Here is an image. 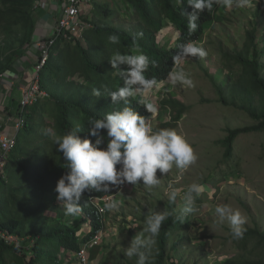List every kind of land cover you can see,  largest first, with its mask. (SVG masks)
Returning <instances> with one entry per match:
<instances>
[{
  "label": "trees",
  "instance_id": "1",
  "mask_svg": "<svg viewBox=\"0 0 264 264\" xmlns=\"http://www.w3.org/2000/svg\"><path fill=\"white\" fill-rule=\"evenodd\" d=\"M38 1L0 0V31L7 37L16 35L14 41L19 42L5 61H0V79L33 42ZM250 1L257 3V9L250 21L252 25L246 31L245 43L239 50L224 51L225 59L239 65L243 73L238 82L230 84L228 80L225 87L221 84L217 89L224 105L245 111L254 123L229 130L222 142L226 159L232 158L234 142L239 134L264 133V0ZM116 5L118 7L113 9L109 3L95 4L92 11L97 13V18L82 15L84 21L91 25L85 29L82 40L63 36L56 38L50 46V56L40 71V86L46 95L40 96L24 110L20 102L9 104L11 110L12 106L16 107L17 117L23 115L24 124L17 133L16 146L6 163V177L0 191V203L1 197H5L0 206V228L17 235L20 241L18 245L0 241V264H71L64 260L61 251L77 253L103 228L92 199L111 193L113 185L101 191L85 190L80 201L79 221L74 222L76 216H66L57 201L56 185L68 169L62 153L56 150L55 136H46L44 129L51 128L55 135L62 136L80 127L81 131L77 134L95 142L96 138L89 136V121L103 118L106 113L125 106L137 111L149 123L152 111L135 92L130 97L113 102L110 92L123 86L124 79L119 70L113 68L109 58L116 51L127 54L142 51L150 61L155 62H150L146 78L154 80V86L164 82L183 56L181 46L201 39L207 24L215 19L221 7L220 4H213L211 11L205 9L200 13L196 30L190 32L188 17L193 9L187 0H183L182 4H178L177 0H120ZM122 12L123 22L110 23L109 17L116 18ZM166 23L179 33L171 47L159 42L160 32ZM260 28H263L262 47L257 41ZM112 34L119 35L118 44L108 40ZM177 53L180 57L174 62L173 57ZM93 89H99L101 96L96 97ZM255 93L259 94V99H256ZM163 103L170 109L173 123H177L188 109L184 102L173 96ZM101 131L103 146H106L107 133L106 130ZM119 167L121 165L118 164ZM196 205L192 206L193 210ZM177 206L176 199L170 200L167 205V216L156 237L157 250L155 255L151 254L152 264H166L168 259L173 258L168 252L170 238L188 227L185 223L190 221L189 216L184 215V210L175 212ZM245 229L242 239H234L231 235L238 251L221 264H264V230L256 225L246 226ZM182 239L176 240L174 245ZM100 245L91 246L90 260L101 252Z\"/></svg>",
  "mask_w": 264,
  "mask_h": 264
},
{
  "label": "rangeland",
  "instance_id": "2",
  "mask_svg": "<svg viewBox=\"0 0 264 264\" xmlns=\"http://www.w3.org/2000/svg\"><path fill=\"white\" fill-rule=\"evenodd\" d=\"M118 1L92 0L91 6L86 5L88 17L97 18V13L92 11L95 4L109 3V7L115 9ZM220 5L215 19L207 24L203 37L192 42L202 47L206 56L202 59L182 56L173 70V73L190 80L191 84L182 81L173 83L168 78L149 90L134 91L147 105H151L153 117L149 124L152 130H176L193 146L197 159L186 168H178L173 163L166 174L158 170L160 183L151 189L146 188L142 182L135 185L125 183L115 200L112 199L107 205L101 252L90 264H136L137 258L127 257L124 251L135 236L146 235L143 229L147 215L159 212L167 216L169 194L173 190L177 193L178 206L175 212L184 210V215L189 216L190 221L185 223L188 227L171 236L168 252L173 258L168 259L166 264H221L236 254L238 250L231 238L227 217L221 223L215 212L218 205L240 209L247 217L244 228L256 225L264 230V133L239 134L234 142L232 158L226 159L222 142L229 130L249 126L254 121L245 111L224 105L217 89L221 84L225 87L228 80L230 84L238 82L243 73L239 65L225 59L224 51L233 52L242 48L246 41V31L252 25L250 21L255 17L257 3L250 1L245 8H238L234 3L231 7ZM36 6H41V2L38 1ZM86 6H81L83 12ZM120 14L116 18L109 17L110 23L123 22L124 14ZM262 31L263 28L257 31L260 47L263 46ZM178 35V31L166 23L160 32L159 42L165 47H171ZM15 37H7L0 31V61H5L14 46L19 45L18 41H14ZM20 59H17L15 65ZM6 75L1 77L2 82ZM5 92L8 93V90ZM172 96L188 106L177 123H173L170 109L163 106V101ZM255 97L259 99V94L255 93ZM9 118L15 120L17 117L10 113L9 103L2 94L0 123L4 124L3 119L6 121ZM193 183L202 188L199 195L193 194L194 203L197 204L194 210L186 205V194ZM4 202L5 197L2 196L1 203ZM79 220L78 214L74 222ZM181 238L182 241L174 245ZM156 250L155 238L152 254L155 255ZM61 254L67 262L74 261L75 254L71 251L63 250Z\"/></svg>",
  "mask_w": 264,
  "mask_h": 264
},
{
  "label": "clouds",
  "instance_id": "3",
  "mask_svg": "<svg viewBox=\"0 0 264 264\" xmlns=\"http://www.w3.org/2000/svg\"><path fill=\"white\" fill-rule=\"evenodd\" d=\"M177 2L182 4L183 0H177ZM187 3L193 9L188 17V30L194 32L200 13L205 9L211 11L213 4L231 7L234 3L238 8H245L249 6L250 0H187ZM138 35L142 36V33ZM119 39L118 34L108 37L112 44H118ZM180 49L185 57L193 56L202 59L207 54L202 47L194 43H186ZM178 57H180L179 53L173 57L174 62ZM109 59L113 68L119 70L120 76L124 79L123 86L110 92L113 102L134 95V90L137 88L146 91L154 86L155 81L145 76L150 62L155 63L150 61L147 54L139 50L137 54L116 51ZM122 65L126 67L121 68ZM169 78L173 83L182 81L191 84V81L186 80L181 74L169 73ZM93 94L100 97L101 91L93 89ZM146 107L150 112L152 111L151 105ZM89 125V136L95 137V142L89 138H81L77 134L81 131L80 127H75L62 136L55 135L51 128L44 129L46 136L50 138L55 136L56 150L62 153L68 169L56 185L57 201L63 207L66 216H76L80 213V201L85 190L101 191L113 185L111 193L92 199L103 228L93 235L88 245L81 246L88 249V259L90 244L94 237L100 234L101 240L92 246L102 241L107 205L115 200V196L125 183L135 185L142 182L146 188L151 189L160 183L157 177L158 170L161 174H166L171 170L173 163L178 168H186L197 159L193 146L182 134L167 128L153 131L145 117L128 106L110 111L103 118L89 121ZM101 130H106L107 133L106 146H103L104 136ZM118 164L121 167L117 168ZM201 190V185L197 183L189 186L186 194L188 208L194 205L193 194L199 195ZM176 195L177 193L173 190L169 194V199L175 201ZM101 208L104 212H101ZM215 212L219 215L221 223L227 217L232 238L239 240L244 237L247 217L240 209H233L229 205H218ZM165 218V215L159 212L147 215L143 229L146 235L135 236L124 254L129 258L136 257V264H152L151 254L155 238L159 235ZM77 253L71 264H78ZM89 261L92 262L90 259Z\"/></svg>",
  "mask_w": 264,
  "mask_h": 264
},
{
  "label": "built area",
  "instance_id": "4",
  "mask_svg": "<svg viewBox=\"0 0 264 264\" xmlns=\"http://www.w3.org/2000/svg\"><path fill=\"white\" fill-rule=\"evenodd\" d=\"M91 1L92 0H63L54 33L48 38L40 39L38 42L40 53L34 64L31 80L22 88L21 92L20 105L22 110H24L26 106L36 102L40 96L47 94L40 86V71L50 56V46L54 44L56 38L58 36H63L68 39L79 38L82 40L84 38L85 29L91 25L82 18L84 12L81 6H86L90 4ZM14 122L15 131L5 132L4 130H0V191L6 177V163L11 151L16 146L17 133L24 124L23 115H19ZM101 212H104L103 208H101ZM100 240L101 235L97 234L90 246L97 244ZM0 241H4L10 245H18L20 240L17 235L0 228ZM76 257L78 264H90L88 249L86 247H82Z\"/></svg>",
  "mask_w": 264,
  "mask_h": 264
},
{
  "label": "crops",
  "instance_id": "5",
  "mask_svg": "<svg viewBox=\"0 0 264 264\" xmlns=\"http://www.w3.org/2000/svg\"><path fill=\"white\" fill-rule=\"evenodd\" d=\"M39 2H41V6H36L34 15L36 21V30L33 36L32 44L27 47L26 51L21 55V59L19 60L18 64H16L12 70L6 72L7 75L4 78V81L2 82L0 79V96L2 97V94H4L6 101L10 105L11 103L16 105L18 102H20L22 88L25 87L31 80L33 67L40 53L38 42L40 39L49 37L54 33L61 12L63 0H40ZM89 6H91V4H89ZM87 11L89 10H87L86 6L84 14L88 15ZM6 89L8 90V93L5 92ZM15 108L16 107L12 106L13 110H11V107H9V109L13 111V113L11 111L10 113L17 117ZM14 121L15 120L13 118H9L6 121L3 119L4 124L0 123V130H4L5 132H13L15 123Z\"/></svg>",
  "mask_w": 264,
  "mask_h": 264
}]
</instances>
